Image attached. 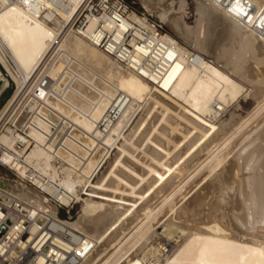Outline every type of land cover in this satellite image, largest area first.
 I'll return each instance as SVG.
<instances>
[{
	"label": "bare ground",
	"instance_id": "obj_1",
	"mask_svg": "<svg viewBox=\"0 0 264 264\" xmlns=\"http://www.w3.org/2000/svg\"><path fill=\"white\" fill-rule=\"evenodd\" d=\"M64 1L0 12V59L26 89L11 121L35 141V194L16 192L79 204L63 220L86 236L78 264H264V0H135L157 20L79 28L82 0ZM106 37L112 55L89 41Z\"/></svg>",
	"mask_w": 264,
	"mask_h": 264
},
{
	"label": "built area",
	"instance_id": "obj_2",
	"mask_svg": "<svg viewBox=\"0 0 264 264\" xmlns=\"http://www.w3.org/2000/svg\"><path fill=\"white\" fill-rule=\"evenodd\" d=\"M51 2L55 8L68 10L64 0ZM13 5L21 7L35 18V0H0V12ZM129 11L143 16V13H139L125 0H82L70 20L76 16L73 24L75 28H79L86 23L87 16H95L101 22L107 18L118 22L117 16L126 17ZM151 23L159 32L162 31L157 22ZM101 26L97 25L92 30V36ZM142 33L148 35L145 31ZM107 39L106 37L99 43L90 38L89 41L112 55L106 49ZM129 40L127 38L126 47L133 50ZM144 42L146 38L138 40V45ZM155 65L146 56L138 64L153 73L156 71ZM32 85L35 90V80ZM42 86H47L44 79ZM25 90V86H22L16 102L3 114V108L0 109V264H39L40 259L42 264H78L88 250L85 247L86 236L63 221L75 216L72 208L74 204L65 205L59 198L62 193L60 191L56 193L57 196L45 193L49 203L57 208L56 214H52L36 206L33 199L20 196L15 190L17 188L35 194V165L25 161L27 154L35 146V141L24 130L26 121H23L26 116L11 123L14 106L21 103ZM28 114L26 112L27 116ZM100 128L103 130V123ZM2 137H6L8 143H3Z\"/></svg>",
	"mask_w": 264,
	"mask_h": 264
},
{
	"label": "rangeland",
	"instance_id": "obj_3",
	"mask_svg": "<svg viewBox=\"0 0 264 264\" xmlns=\"http://www.w3.org/2000/svg\"><path fill=\"white\" fill-rule=\"evenodd\" d=\"M126 2H128L130 5H132L139 13H147L148 14V12L147 11H145L144 10V8H143V6L140 4V3H138L137 1H135V0H125ZM151 18H154V19H156V17L153 15V14H151V13H149L148 14ZM157 20V19H156ZM156 20H153L154 22H157ZM192 21V20H191ZM190 21V22H191ZM158 23V22H157ZM159 24V23H158ZM164 29H162V30H166V31H168L169 33H170V31L164 26L163 27ZM171 34V33H170ZM2 60L0 59V71H1V74H2V76L8 81V86H7V88H5L4 90H2L3 89V85H4V83L3 82H0V90H2V92H1V94H0V109H2V108H4V106L8 103V101L10 100V99H12L13 98V100H12V103L10 104V106L9 107H12V105L14 104V102H16V100H17V98L19 97L18 95H19V93H17L19 90H20V88L19 89H17L16 88V83H15V81H16V79L18 78V73H17V71H16V68H15V66H14V64L13 63H5L4 61H2ZM7 64V65H6ZM13 64V65H12ZM7 68V69H6ZM6 69V70H5ZM9 71V72H8ZM12 71V72H11ZM13 71H14V73H13ZM14 80V81H13ZM22 87V86H21ZM16 89V90H15ZM9 92V96L5 99V97H6V94ZM14 94V95H13ZM16 94V95H15ZM15 96V97H13V96ZM17 96V97H16ZM15 98V99H14ZM239 102L241 103V108H239V110H240V112H244V113H246L248 110H250L252 107H253V103H252V101H251V99L250 98H245V99H239ZM251 103V104H250ZM232 107H230L227 111H226V113L225 114H223L222 115V118H225L227 115H228V112L230 111V109H231ZM14 111L16 110V107L14 106V109H13ZM12 110V111H13ZM243 113V114H244ZM11 123H13L12 121H11ZM79 209V204H76V205H74V208H73V210H74V214L76 215V211ZM73 218L75 219L76 218V216H73ZM159 233L162 231V228H158V230H157ZM174 240H176V238L174 239ZM173 240V241H174Z\"/></svg>",
	"mask_w": 264,
	"mask_h": 264
},
{
	"label": "water",
	"instance_id": "obj_4",
	"mask_svg": "<svg viewBox=\"0 0 264 264\" xmlns=\"http://www.w3.org/2000/svg\"><path fill=\"white\" fill-rule=\"evenodd\" d=\"M8 96H9V92L6 94L5 99H6ZM2 186H5V185H2ZM0 232H2V230H1Z\"/></svg>",
	"mask_w": 264,
	"mask_h": 264
}]
</instances>
